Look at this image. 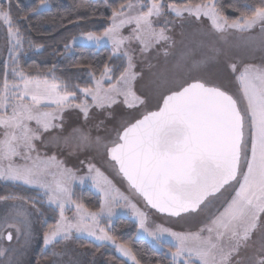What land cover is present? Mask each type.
Here are the masks:
<instances>
[{"label": "snow or ice", "instance_id": "6c2138e0", "mask_svg": "<svg viewBox=\"0 0 264 264\" xmlns=\"http://www.w3.org/2000/svg\"><path fill=\"white\" fill-rule=\"evenodd\" d=\"M87 7L86 3L77 5ZM42 9L50 10L48 0H40L31 14L40 15ZM12 10L13 0H0V26H6L11 45V66L4 64L0 82V182L33 189L36 195L0 196V201H22L0 215V240L23 239L24 246H29L34 238L32 217L43 216L41 206L46 205L58 211L59 219L47 226L44 248L55 249L64 241L86 237L100 242L99 246L110 241L133 264H140L126 244H117L100 226L101 219H110L123 201L138 222V234H145L160 248L170 245V264H264V64H244L241 69L229 61L227 67L239 85L236 92L201 74L203 65L221 55L227 57L232 47H241L227 40L229 30L246 33L259 27L260 39L248 38L243 48L264 52V0H253L244 10L235 9L240 13L235 19L226 17L216 0H186L182 4L125 0L112 9L111 24L102 33L87 32L82 39L97 46L110 43L109 59H125L127 64L118 76L109 64L104 65L99 79L89 71L93 86L84 87L58 79L55 64L46 72L39 68L26 72L20 67L18 57L26 54L25 37ZM170 14L180 21L206 18L223 45L218 47L217 40H202L199 46L207 47L212 55L197 60L193 50L187 49L171 70L155 74L156 103L150 108L135 91L140 73L135 71L128 45L138 41L143 55L162 42H170L169 26L175 23L168 19ZM23 19L27 21L28 16ZM157 21H162L160 26ZM129 25L133 26L131 35H122V29ZM28 45L42 47L30 39ZM70 50L66 44L65 52ZM117 104L135 111L117 119L113 111ZM69 109L78 110L85 123L56 142H62L69 154L94 151L103 155L107 166L126 182L131 196L142 201L145 209L155 210L167 221L204 212L216 201L220 206L195 232L173 231L164 224L149 227L148 211L124 195L95 164L89 162L87 174L78 176L56 156L40 155L36 142L46 144L44 133L62 128V123L54 122L62 121ZM96 116L101 117L93 125L96 129H106L110 121L117 120L114 136L92 133L88 124ZM86 180L100 193L97 211L74 199L73 185ZM73 208L74 216L69 218L66 211ZM257 234L258 239H254ZM249 248L252 254L242 256V250ZM13 251L0 247V257ZM52 255L58 254L53 250ZM0 264L14 261L8 257Z\"/></svg>", "mask_w": 264, "mask_h": 264}, {"label": "rangeland", "instance_id": "374dc122", "mask_svg": "<svg viewBox=\"0 0 264 264\" xmlns=\"http://www.w3.org/2000/svg\"><path fill=\"white\" fill-rule=\"evenodd\" d=\"M168 19L175 20L171 14L168 16ZM162 21H157V26H160ZM2 25V22H0ZM133 26H125L122 29V35L129 36L131 35V28ZM171 31L168 33L171 36L170 42H162L161 45L155 46L149 52L140 53L139 48L140 44L138 41H132L128 45L130 52L133 54L136 69L135 71L140 73V76L137 77L134 88L137 95H140L142 98H145L147 104L150 108L155 107L156 97L154 96V90L156 88V75L157 73L163 71L165 68L171 70L175 60L178 58L182 51L187 49H192L194 53V59H202L205 55H212L207 47H200V41L208 42L210 40H217V46L220 47L223 45V41H218V35L211 28V22L206 18H201L200 21H197L194 17H188L187 19L180 21L175 20V23L169 26ZM227 40L232 45H241V47H232L228 49L229 55L227 57L221 55L215 61H210L207 64L202 66L201 74L206 78H211L212 82L220 84L223 87H226L230 92H236L239 87L238 83L235 80V75L232 73L231 69L227 67L229 61L237 64L239 68L242 69L244 64H264V52L260 50H246L243 48V43L248 38H255L257 41L260 39V29L259 27L254 28L251 32L239 33L234 30H229V34H226ZM83 35L76 38V42L70 44V49L73 50L75 46H90V47H109L112 50L110 43L101 42L99 46L94 43H90L82 39ZM11 45L8 43L7 39V28L6 26H0V63L6 61L11 66L10 59V49ZM168 51L169 55L166 57L164 52ZM19 58V57H18ZM151 65V67H149ZM99 79V78H98ZM105 87H107V81L104 82ZM122 99V98H121ZM113 111L117 119L121 116H124L130 112H134L133 109H127L123 104H117L113 106ZM100 116H96L92 121L89 122L88 128L91 129L94 135L99 134L101 136H114L112 129L116 126L117 120L110 121L107 128L96 129L93 125L98 122ZM54 123H62V128L51 129L48 133H44L43 138L46 141V144H40L37 141L39 153L42 157L56 156L57 160L63 161L64 166L72 168L76 171L78 176H84L87 174V164L89 162L96 165L100 170L108 176L109 179L113 181V184L126 196L134 202L137 203V206L142 210H146L149 213V227L155 226V224H164L166 227H170L173 231L177 232H188V231H198L199 227L202 226L204 222L208 220V217L211 213L215 212L216 208L220 206V201L214 202L212 206L206 209L204 212L198 214H192L191 217L187 218H168L165 221V218L152 211L151 209H145L142 201L131 196L128 191L126 182L116 176L115 172L107 166L105 162V157L94 151L88 152H78L74 154H69V149L66 148L62 142L59 144L56 142V138H61L67 136L73 128L80 127L84 125V120L78 110L69 109L63 113L62 121H55ZM83 161V163H81ZM18 163H24V161L17 160ZM77 188L83 189L88 188L94 191L100 196V193L95 187L92 186L91 181L86 180L84 184L76 183L73 185V192ZM101 198V196H100ZM13 203H22V201H4L0 203V215H3L9 210V207ZM29 208V211H33L30 205H26ZM66 215L69 218L74 216V208L72 210H67ZM124 217L138 222L132 215V212L129 208L124 206V202L121 201V206L114 209L113 216L109 219L108 217H103L101 219L100 226L103 227V222L114 223L117 218ZM33 234L34 238L29 246H24L23 239L16 241L15 239L12 242L6 240H0V247L13 249V252L5 254V257H0V261H5L6 258L10 257L14 264H34V254L37 247H41L42 253H48L43 258V263L40 264H53V261H56L57 264H116L115 262L105 258V252L96 253L92 248H83L79 247L76 244V239L73 238L69 241H64L53 249L51 246L44 248L43 246V234L40 229V220L38 214H35L33 217ZM106 229V228H105ZM75 237V233L73 234ZM137 238L144 239L148 241L155 249L162 251L166 250L168 254L169 247L168 243L164 244L163 248L158 247L151 238L147 237L145 234L137 232ZM93 241L94 243L100 245V242L91 240L90 238H82ZM170 240V238H168ZM254 239H258V234L254 236ZM119 244L118 242H116ZM103 245L109 246L117 256L124 259L128 264H133L128 257L123 256L120 252L117 251L115 245L110 241L103 242ZM53 250L58 254L56 256L52 255ZM253 249L249 248L247 250H242L241 255H251ZM47 256V257H46ZM50 256V257H49ZM168 256H170L168 254ZM42 257V256H41ZM171 257V256H170Z\"/></svg>", "mask_w": 264, "mask_h": 264}, {"label": "trees", "instance_id": "16d2710c", "mask_svg": "<svg viewBox=\"0 0 264 264\" xmlns=\"http://www.w3.org/2000/svg\"><path fill=\"white\" fill-rule=\"evenodd\" d=\"M122 2L125 0H48L50 10L42 9V14L32 15L31 10L39 5L40 0H13V19L18 23L25 37L23 47L26 54L18 58L20 67L26 72L34 73L36 68L46 72L55 64L57 67L54 72L58 79L70 85L80 84L81 87L93 86L92 79L88 75L89 71L95 72L98 79L105 64L113 67L115 76H118L127 61L116 57L110 60L112 50L109 47L75 46L73 50L65 52V45L70 46L73 37L78 38L87 32L102 33L111 24L109 17L112 15V9L118 8ZM165 2L182 4L186 0H165ZM216 2L226 17L235 19L240 15L235 9L244 10L245 5L252 3L253 0H216ZM81 3H86L88 7L77 8ZM25 15L28 16L27 21L23 19ZM29 39L34 45L42 47L30 48ZM5 63L6 61L0 63V82L3 80ZM76 64L86 67L76 68L74 67ZM88 65H91V68L87 67ZM8 72L9 79H12L11 67ZM12 193L28 197L36 195L33 189L23 190L10 183L0 182V196ZM74 199L91 211H97L101 203L100 196L88 188H77ZM2 202L4 201H0ZM41 212L43 216L38 215V217L41 233L44 234L47 226L59 219V214L58 211L49 210L46 205L41 206ZM102 225L116 242L124 243L132 250L140 264H170L171 257L166 250L159 251L148 241L137 238L138 226L133 220L120 217L114 223L103 222ZM76 244L79 247L92 248L96 253L105 252V258L116 264H128L107 245L99 246L87 239L76 240ZM41 249L37 247L35 251L34 264L43 263V258L48 254L42 253Z\"/></svg>", "mask_w": 264, "mask_h": 264}, {"label": "water", "instance_id": "95a60500", "mask_svg": "<svg viewBox=\"0 0 264 264\" xmlns=\"http://www.w3.org/2000/svg\"><path fill=\"white\" fill-rule=\"evenodd\" d=\"M152 211H154L155 212V210H152ZM159 214V213H158ZM161 215V214H160Z\"/></svg>", "mask_w": 264, "mask_h": 264}]
</instances>
